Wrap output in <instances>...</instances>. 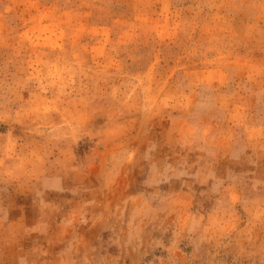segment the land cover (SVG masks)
<instances>
[{
	"label": "rangeland",
	"instance_id": "374dc122",
	"mask_svg": "<svg viewBox=\"0 0 264 264\" xmlns=\"http://www.w3.org/2000/svg\"><path fill=\"white\" fill-rule=\"evenodd\" d=\"M0 264H264V0H0Z\"/></svg>",
	"mask_w": 264,
	"mask_h": 264
}]
</instances>
